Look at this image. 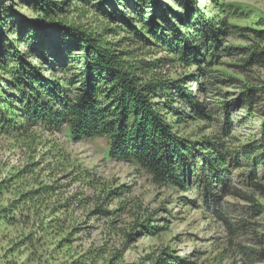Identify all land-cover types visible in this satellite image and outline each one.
<instances>
[{
  "label": "rangeland",
  "instance_id": "obj_1",
  "mask_svg": "<svg viewBox=\"0 0 264 264\" xmlns=\"http://www.w3.org/2000/svg\"><path fill=\"white\" fill-rule=\"evenodd\" d=\"M147 1L144 16L158 15L155 25L168 44H181L185 32L194 36L196 61L186 67L170 62L178 57L162 45L134 46L138 59L161 60L146 82L154 76L185 83L206 116L175 99L173 108L186 114L180 121L165 108L167 99L155 102L174 133L195 146L202 166H208L204 148L223 144L227 174L210 188L192 171L184 191L158 184L136 162L112 159L106 138L74 140L68 126L50 130L39 122L2 134L0 213L22 192L55 186L41 210L46 222H59L31 248L24 238L32 228L21 223L18 211L13 224L0 219V264H264V0ZM32 2L0 0V7L20 30H31L35 47L49 52L46 62L58 61L64 56L63 46L54 45L60 30L54 18L29 7ZM68 9L56 20L95 26L93 6L76 2ZM203 29L210 31L208 41ZM81 70L74 65L69 76ZM28 167L33 173L14 178Z\"/></svg>",
  "mask_w": 264,
  "mask_h": 264
},
{
  "label": "trees",
  "instance_id": "obj_2",
  "mask_svg": "<svg viewBox=\"0 0 264 264\" xmlns=\"http://www.w3.org/2000/svg\"><path fill=\"white\" fill-rule=\"evenodd\" d=\"M32 1L34 6L30 4L29 7L47 19H55L53 24L60 32L54 45L63 46L64 56L58 61L46 62L49 52L41 46L35 47L30 39L31 30H20L15 22L7 19L0 7V136L12 131H26L39 122L50 130L68 126L76 141L106 138L112 159L136 162L160 185L183 187L186 191L188 183L185 178L193 171L202 174L207 185L214 188L213 179H220L228 172L226 154L219 152L223 144L216 148V144L208 142L213 149L204 148L207 152L203 161L208 166L200 164L195 146L188 145L174 133L155 99H167L165 108L170 109V113L178 116L180 121L186 114L181 116L173 108L175 99L190 105L200 118L206 115L196 109L195 97L185 89V83L163 81L154 76L146 82L147 73L157 69L161 60H140L134 49L140 44H144V48L162 45V51L168 50L178 57L170 62L189 67L193 59L196 61V50L191 41L194 36L187 38L189 33L185 32L181 35V44H168L155 25L158 15H152L148 20L144 16L147 0H132V5L126 0H96V4L91 0ZM76 2L87 5L89 9L93 6L96 15L94 27L85 29L56 20ZM111 4L115 10L108 8ZM201 33V37L208 41L210 31L203 29ZM63 35L67 37L63 38ZM121 35L123 37L116 42L109 40V37ZM76 55L78 57H74ZM77 64L82 66V70L69 76ZM58 72L63 77H57ZM31 173L33 170L28 167L14 178ZM55 191V186L31 188L20 193L18 200L1 211L0 219L10 224L16 220L13 215L18 211L21 223L32 228L24 238V245L33 248L36 241L45 239L49 227L59 222H46L48 217L42 216L41 210ZM50 213L55 215L57 210ZM35 228L41 234L39 240Z\"/></svg>",
  "mask_w": 264,
  "mask_h": 264
}]
</instances>
